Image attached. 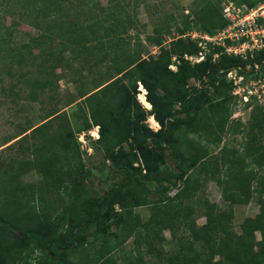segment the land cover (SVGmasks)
Returning <instances> with one entry per match:
<instances>
[{"label": "trees", "instance_id": "1", "mask_svg": "<svg viewBox=\"0 0 264 264\" xmlns=\"http://www.w3.org/2000/svg\"><path fill=\"white\" fill-rule=\"evenodd\" d=\"M17 1H21L19 20L13 11L6 9L8 5L0 10V52H7L12 66L16 63L29 66L44 57L42 71L46 72L48 67L55 70L67 50L73 54L83 52L79 46L85 47L87 41L97 42L94 48L103 50L99 61L109 63L103 83L95 82L93 88L79 90V97H85L86 110L77 131L72 130L68 119L64 120L65 126L45 138L47 144L35 147L33 158L19 162L13 159L0 166V264H97L100 255L123 245L141 226L146 236L162 240L167 219L151 215L141 223L140 215L133 208L150 203L148 182L157 185L155 191L159 196L154 202L160 206L170 200L166 195L173 189L178 191L177 198L190 195L200 179L197 177L183 186L180 182L187 179L188 171L207 154L203 146H196L193 135L206 136L218 145L217 128L221 125L223 128L226 122L221 104L225 109L224 103L230 104L233 97L234 85L227 74L234 68L246 73V66L256 62L264 70V52L249 60L228 55L215 60L211 54L192 64L185 55H197L200 48L181 35L168 47L161 46V38L156 37L160 53L144 58L139 41L133 45L124 38L129 28L125 24V6L131 0H108L107 5L101 0ZM240 2L255 5V0ZM194 3L192 13L204 32L213 33L228 24L213 0H194ZM6 15L14 18L12 25L5 24ZM20 22H27L42 32L36 36L28 33L27 42L14 46L11 30L18 29ZM134 24L132 27L136 28ZM174 57L176 70L170 68ZM124 77L135 78L131 87L124 82ZM191 79L201 81L202 85L191 88L188 85ZM139 82L141 92L145 91V99L152 105L149 112L137 98ZM51 83L49 77L32 81L33 88L42 90ZM32 95L35 97V93ZM147 113L160 123L158 131L145 123ZM93 126H99L100 143L113 161L110 176L99 179L101 193L92 187L93 174L88 172L87 178L83 175L85 165L76 136V132ZM43 127L37 126L32 131L43 133ZM29 169L42 174V180L25 183L23 175ZM211 173L215 175L216 171ZM236 196L238 201H249L243 200L241 194ZM115 204L120 205L119 211L114 209ZM106 205L108 208L104 209ZM206 216L207 224L196 234V239L203 240L210 252L202 264H222V261L264 264V239L260 248H255L256 231L264 235V207L255 220L243 224L240 235L228 232L222 214L213 218L208 211ZM115 224L117 230L110 234V227ZM92 228L96 237L111 235L105 249L87 255L78 263L68 259V251L81 246L79 234ZM216 255L222 260H215Z\"/></svg>", "mask_w": 264, "mask_h": 264}, {"label": "rangeland", "instance_id": "2", "mask_svg": "<svg viewBox=\"0 0 264 264\" xmlns=\"http://www.w3.org/2000/svg\"><path fill=\"white\" fill-rule=\"evenodd\" d=\"M213 1L222 12L230 1H235L238 6L245 4L240 0ZM101 2L104 5L108 4V0H101ZM258 2L262 0H255V4ZM136 3L139 4L135 6ZM20 4L21 1L17 0H0V10L8 5L6 9L13 11L14 17L19 20ZM194 7V0H131L125 6V24L129 28L124 33V38L133 45L139 41L144 58L156 57L161 51V46L168 47L173 39L181 35L186 36L185 39L192 40L191 33L201 30L200 24L192 13ZM249 7L252 6L249 5ZM119 9L117 7V12ZM5 17V24L12 25L14 18L10 15ZM133 24L137 27H132ZM42 26L45 27V23H42ZM11 31L13 33L11 45L14 46L27 42L29 34L36 36L42 32L27 22H20L18 29L13 28ZM156 37L161 38V46L157 44ZM55 42L59 40L56 39ZM96 43L95 41L84 42L85 47L79 46L83 52L77 51V55L67 50L63 62L55 70L48 67L46 72L42 71L44 68L41 65L44 57L37 58V61L29 66L17 63L12 66L6 56L7 52L5 50L0 52L1 167L13 159L19 162V160L33 158L35 147L39 148L43 143L47 144L48 141L45 138H49L60 127L65 126L62 122L64 120L68 119L72 130L79 129L86 110L85 97H79V90L93 88L95 82L103 83L109 63L99 61L103 50L94 48ZM213 51L216 50L210 47L207 56ZM38 52L39 50L35 48V53ZM198 55L199 53L192 55L193 60H190L192 64L197 62ZM173 61L170 68L176 70L175 57ZM45 77H49L52 82L47 89L33 88L34 79ZM245 78L246 80L241 84H250L258 80V72L249 71ZM123 80L131 87L135 78L132 80L124 77ZM228 80L234 85L233 79L228 78ZM188 85L195 88L202 84L201 81L191 79ZM137 90L138 100L149 112L151 109L141 100V95L145 96V91L141 92L140 82ZM209 90L212 91L213 88ZM32 93H35V97H32ZM256 100L246 105L243 99L239 100L233 95L230 104L224 103L225 109L221 104L226 122L223 128H221L222 125L217 128L220 139L218 145L208 140L206 136L193 135L197 140L196 146H203L207 154L205 153L200 162L188 171L187 179L180 182L183 186L197 177L200 179V183L193 188L189 196L177 198L178 191L173 189L166 195L170 200L160 206L154 202L159 196L155 191L157 185L153 182L147 183L146 187L150 190L148 194L150 203L136 206L133 210L140 215L141 223L147 221L151 215L156 218L165 217L167 227L162 230L163 239L154 240L146 236L141 226L123 245L100 255L97 264H194V262L202 264L209 258L210 252L203 240L196 239V234L207 224L208 211L212 212L213 218L223 215L225 226L230 234H242L243 224L246 221L255 220L261 208L264 207V101ZM151 117L154 116L147 113L145 123L153 131H158L161 125L159 122L156 125L153 124ZM41 125L44 126L43 133H33L32 130ZM25 134L27 135L23 137ZM76 136L85 165L83 175L87 178L88 172L93 174L92 187L96 193H101L103 190L99 179L110 176L113 161L108 158L100 143L99 126L76 132ZM125 148L129 150L130 146L126 144ZM207 169L211 172L216 171L215 175L211 172L205 173L204 170ZM42 178V174L32 169L23 175L25 183H38ZM236 194H241L243 200L249 201L236 200ZM165 205H167L166 209L161 211ZM107 208L106 205L104 209ZM114 209L119 211L120 205L115 204ZM67 226L68 223L60 230L61 234H64ZM116 230V224L111 225L110 234H115ZM94 231L95 228H92L79 234L81 246L78 250H69L66 254L68 259L78 263L85 260L87 255L92 256L105 249L104 245L110 234H101L100 237H96L93 234ZM255 238L257 243L255 248L259 249L264 235L261 231H256ZM215 260H222V258L216 255ZM222 264L226 262L222 261Z\"/></svg>", "mask_w": 264, "mask_h": 264}, {"label": "built area", "instance_id": "3", "mask_svg": "<svg viewBox=\"0 0 264 264\" xmlns=\"http://www.w3.org/2000/svg\"><path fill=\"white\" fill-rule=\"evenodd\" d=\"M223 16L228 24L213 33L195 30L191 33L192 40L200 48L197 62L205 60L207 51L213 47V58H219L221 55L236 56L244 60L254 58L258 53L264 52V0L258 2L252 7L248 4L238 6L234 1L223 9ZM190 35V34H189ZM186 38V36H183ZM204 53H206L204 55ZM189 60H193L192 55H185ZM264 63V60H263ZM258 72V80L250 84H241L246 80L249 71ZM240 68L231 69L227 78L234 80L232 95L237 96L239 100L243 99L246 105L253 100L264 101V70L260 69L259 63L246 66V73H240ZM256 100V101H257Z\"/></svg>", "mask_w": 264, "mask_h": 264}, {"label": "bare ground", "instance_id": "4", "mask_svg": "<svg viewBox=\"0 0 264 264\" xmlns=\"http://www.w3.org/2000/svg\"><path fill=\"white\" fill-rule=\"evenodd\" d=\"M141 100H142V102H144L147 106H148V108H151L152 107V105L145 99V96L142 94L141 95ZM151 122L153 123V124H158V122L155 120V118L154 117H151Z\"/></svg>", "mask_w": 264, "mask_h": 264}, {"label": "crops", "instance_id": "5", "mask_svg": "<svg viewBox=\"0 0 264 264\" xmlns=\"http://www.w3.org/2000/svg\"><path fill=\"white\" fill-rule=\"evenodd\" d=\"M151 109V108H150Z\"/></svg>", "mask_w": 264, "mask_h": 264}]
</instances>
